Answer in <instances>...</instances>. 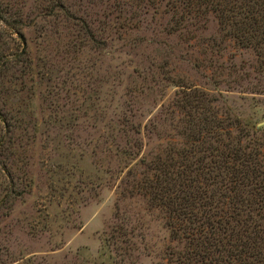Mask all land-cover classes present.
<instances>
[{"label":"rangeland","instance_id":"1","mask_svg":"<svg viewBox=\"0 0 264 264\" xmlns=\"http://www.w3.org/2000/svg\"><path fill=\"white\" fill-rule=\"evenodd\" d=\"M129 4L0 0V51H22L21 30L31 62L27 75L8 78L3 97L17 134L15 186L0 172V199L9 195L0 205V264L163 263L174 247L166 215L124 194L123 152L125 141L142 139L141 156L152 155L177 134L169 78L206 89L244 125L264 126V77L251 49L223 41L214 16L172 34L164 3ZM124 9L136 19L124 20ZM209 43L221 56L205 55ZM124 225L136 244L125 263L124 244L106 243Z\"/></svg>","mask_w":264,"mask_h":264},{"label":"trees","instance_id":"2","mask_svg":"<svg viewBox=\"0 0 264 264\" xmlns=\"http://www.w3.org/2000/svg\"><path fill=\"white\" fill-rule=\"evenodd\" d=\"M130 1L132 9H158L164 3L172 34L200 28L214 16L222 40L251 49L257 57L256 71L264 77V0ZM66 7L62 3L59 9L68 19ZM129 14L124 20L132 22L138 15L124 9V15ZM78 20L85 24L83 18ZM85 31L93 33L87 25ZM19 35L22 51H0V172L10 188L15 186L11 165L17 126L5 114L3 97L9 77L31 70L27 39L21 30ZM219 47L209 43L204 53L221 56ZM176 79L167 80L177 88L167 112L177 120V134L152 155L141 156L142 139L125 141L124 194L142 196L150 207L165 213L174 247L162 264H264V126L244 125L220 106L218 97ZM259 85L264 88V79ZM8 199L9 195L0 199V205ZM119 228L106 243L119 250L124 244L125 263L126 257L133 258L136 244L127 226Z\"/></svg>","mask_w":264,"mask_h":264},{"label":"water","instance_id":"3","mask_svg":"<svg viewBox=\"0 0 264 264\" xmlns=\"http://www.w3.org/2000/svg\"><path fill=\"white\" fill-rule=\"evenodd\" d=\"M260 125H264V123L260 124Z\"/></svg>","mask_w":264,"mask_h":264}]
</instances>
